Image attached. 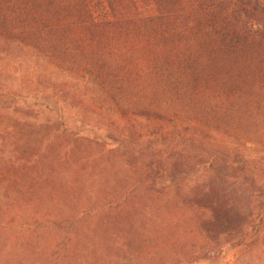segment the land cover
I'll return each mask as SVG.
<instances>
[{
  "label": "rangeland",
  "instance_id": "obj_1",
  "mask_svg": "<svg viewBox=\"0 0 264 264\" xmlns=\"http://www.w3.org/2000/svg\"><path fill=\"white\" fill-rule=\"evenodd\" d=\"M77 87L0 40V264H264V132L133 118Z\"/></svg>",
  "mask_w": 264,
  "mask_h": 264
},
{
  "label": "trees",
  "instance_id": "obj_2",
  "mask_svg": "<svg viewBox=\"0 0 264 264\" xmlns=\"http://www.w3.org/2000/svg\"><path fill=\"white\" fill-rule=\"evenodd\" d=\"M0 40L77 79L92 106L264 132V0H0Z\"/></svg>",
  "mask_w": 264,
  "mask_h": 264
}]
</instances>
